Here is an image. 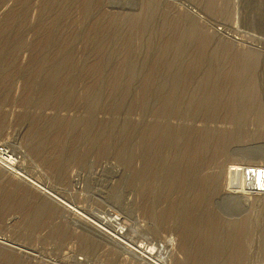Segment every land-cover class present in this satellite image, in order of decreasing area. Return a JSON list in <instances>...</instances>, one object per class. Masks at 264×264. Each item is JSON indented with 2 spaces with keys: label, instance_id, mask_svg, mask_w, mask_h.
I'll list each match as a JSON object with an SVG mask.
<instances>
[{
  "label": "rangeland",
  "instance_id": "1",
  "mask_svg": "<svg viewBox=\"0 0 264 264\" xmlns=\"http://www.w3.org/2000/svg\"><path fill=\"white\" fill-rule=\"evenodd\" d=\"M152 1L0 0L10 170L129 226L0 162V264H264V0Z\"/></svg>",
  "mask_w": 264,
  "mask_h": 264
},
{
  "label": "bare ground",
  "instance_id": "2",
  "mask_svg": "<svg viewBox=\"0 0 264 264\" xmlns=\"http://www.w3.org/2000/svg\"><path fill=\"white\" fill-rule=\"evenodd\" d=\"M104 1V0H103ZM142 1V0H141ZM154 1V0H153ZM153 1H152V3H153ZM158 1V0H157ZM162 1V0H161ZM151 3V4H152ZM185 3V2H184ZM141 4V3H140ZM155 4V2L153 3V5ZM168 3H166V5H167ZM171 4H173V3H171ZM181 4V3H180ZM150 5V4H149ZM258 5V4H257ZM149 8V7H148ZM164 8V7H163ZM169 9V8H168ZM152 10V9H151ZM165 10V9H164ZM150 11V10H149ZM148 11V12H149ZM156 13V12H155ZM189 13V12H188ZM148 14V13H147ZM152 14V13H151ZM170 14V13H169ZM190 14V13H189ZM179 18V17H178ZM183 18V17H182ZM187 23V22H186ZM187 26H185V28H186ZM196 29V28H195ZM189 30V29H188ZM189 32V31H188ZM191 32V31H190ZM192 33V32H191ZM193 34V33H192ZM191 34V35H192ZM200 34V33H199ZM190 35V34H189ZM197 36V35H196ZM254 144V143H253ZM227 150V149H226ZM7 150H5V149H1L0 150V162L1 163H4L6 166H8V167H4V168H2V170H5V171H10V172H12L11 170H10V168H11V166L13 167V164H14V160H13V158L10 156V155H8L7 154ZM231 154V153H230ZM248 156V155H247ZM230 158V157H229ZM243 158V157H242ZM245 160V159H244ZM234 161V160H233ZM244 162V161H243ZM0 163V164H1ZM240 164V163H239ZM247 165V164H246ZM250 166H252V165H250ZM15 167V166H14ZM247 167V166H246ZM253 167H247V168H242V169H236V170H234V171H230V174H232L231 175V179H230V181H231V183H232V185H234V187H238L239 186V183H240V179L241 178H243L242 179V188H241V190L243 191V194H245L246 192H245V185L248 183L249 184V186H251L252 188H254V185H255V181H258V176H262L263 174H262V172H261V170H259V169H255V168H258L257 166L254 168V169H252ZM15 169V168H14ZM249 169V170H248ZM13 170V169H12ZM222 170V169H221ZM248 170V171H247ZM17 170L15 169V173L14 172H12L13 174H15V178H19L20 180L22 179V181L24 182V183H26V185L30 188V189H34V190H36V191H38L41 195H43L45 198H47L48 200H50V201H52L53 203H55V204H57V205H59L60 207H62L64 210H66V211H68V212H70L71 213V215L73 214V215H75L77 218H79L80 220H82V222L83 221H85L87 224H88V226L90 225L91 227V229L92 230H96V232L97 233H99V235H100V233H101V235L103 234V235H105V238L106 237H108L109 239H111V241L112 240H117V239H119V241H121L120 239V237L121 236H123L124 235V232L126 231V229L129 227H127V223H125V222H123V220L121 221V219H120V217H118L117 215H115V216H113L111 219H105L104 217V219H100V220H98L99 221V223H95V222H92L91 220H89V219H87L88 217H86V215L84 216L81 212H79L78 210H77V206H73V205H71V204H69L68 202L66 203V201H64V200H61L57 195H55V193H52L53 192V190H47V188H44V187H42V185H40V183H38V182H36V181H34V180H31V179H29V178H27V176H25L24 174H21L19 171L18 172H16ZM9 172V174H11ZM229 172V171H228ZM8 173V172H7ZM12 174V175H13ZM229 174V175H230ZM27 175V174H26ZM220 175V174H219ZM14 176V175H13ZM12 176V177H13ZM218 176V175H217ZM218 178V177H217ZM18 179V180H19ZM218 180V179H217ZM217 182V181H216ZM230 183V182H229ZM217 184H215V186H216ZM49 188V187H48ZM247 189V188H246ZM249 189V188H248ZM247 189V190H248ZM213 191V190H212ZM249 191V190H248ZM233 193V192H232ZM210 195V194H209ZM223 195V194H222ZM242 200V199H241ZM84 211V210H83ZM47 213V212H46ZM74 216V217H75ZM221 218V217H220ZM223 218V217H222ZM227 218V217H226ZM78 219V220H79ZM95 219V218H94ZM75 220V219H74ZM128 221V220H127ZM214 221V220H213ZM238 221V220H237ZM227 222V221H226ZM239 222V221H238ZM85 223V224H86ZM106 223V225L107 224H112V226L110 227L111 229L110 230H112V232L111 231H108L107 229H105L104 227H103V225ZM241 223V222H240ZM115 226H114V225ZM229 224V223H228ZM234 224V223H233ZM246 224V223H245ZM249 224V223H248ZM106 225H105V227H106ZM110 225H107V226H110ZM131 225V224H130ZM225 226H227V225H225ZM249 226V225H248ZM112 227H113V229H112ZM223 227V226H222ZM248 228V227H247ZM189 232V231H188ZM126 233V232H125ZM186 236H187V234H186ZM104 237V236H103ZM124 237V236H123ZM107 238V239H108ZM110 241V240H109ZM118 241V240H117ZM172 240H170L169 241V243L171 242ZM166 242H168V241H166ZM174 242V241H173ZM120 243V242H119ZM15 244V243H14ZM175 244V243H174ZM170 245L172 246V242L170 243ZM174 246V245H173ZM139 249H140V255L142 256V257H145V258H147L148 260L147 261H151V263L152 264H165V260L163 261V260H160V256H159V259L157 258H155L154 257V255H153V249H148V248H143V247H138ZM164 248V247H163ZM174 248V247H173ZM165 251H166V249H164ZM164 250H162V251H164ZM171 250H172V248H171ZM169 251H170V249H169ZM167 252V251H166ZM163 254H165V252L163 253ZM162 254V255H163ZM160 255V254H159ZM161 255V256H162ZM166 255V254H165ZM165 255H163V256H165ZM162 256V257H163ZM164 258H166V256L165 257H163V259ZM154 259H156V261L154 260ZM162 259V258H161ZM167 259V258H166ZM144 260V259H143ZM168 262V261H167ZM150 264V263H149ZM167 264V263H166Z\"/></svg>",
  "mask_w": 264,
  "mask_h": 264
}]
</instances>
